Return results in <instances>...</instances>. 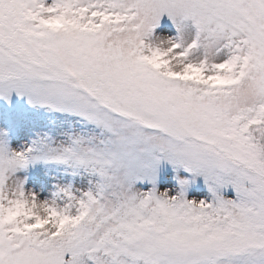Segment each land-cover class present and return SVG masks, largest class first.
<instances>
[{
  "label": "snow or ice",
  "instance_id": "snow-or-ice-1",
  "mask_svg": "<svg viewBox=\"0 0 264 264\" xmlns=\"http://www.w3.org/2000/svg\"><path fill=\"white\" fill-rule=\"evenodd\" d=\"M19 102L0 264H264V0H0Z\"/></svg>",
  "mask_w": 264,
  "mask_h": 264
},
{
  "label": "rangeland",
  "instance_id": "rangeland-1",
  "mask_svg": "<svg viewBox=\"0 0 264 264\" xmlns=\"http://www.w3.org/2000/svg\"><path fill=\"white\" fill-rule=\"evenodd\" d=\"M25 108L23 106V102H19L18 109L9 110L7 113L4 111L2 107H0V126H4L7 119L11 118L13 121H15L18 118V115H24L25 114ZM27 115H31V113H27ZM161 178H170L174 173L172 172L171 165H168L167 163H163L160 170ZM181 175H185L183 171L181 170ZM171 183H175L174 181H171ZM197 189H203V181L202 178H198L197 182L193 184L189 189V198L193 194H195Z\"/></svg>",
  "mask_w": 264,
  "mask_h": 264
}]
</instances>
